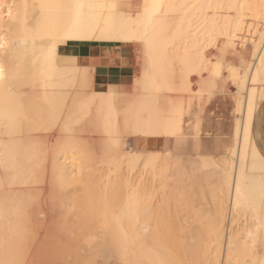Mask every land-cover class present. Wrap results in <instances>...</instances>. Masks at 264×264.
Returning a JSON list of instances; mask_svg holds the SVG:
<instances>
[{"label":"bare ground","instance_id":"6f19581e","mask_svg":"<svg viewBox=\"0 0 264 264\" xmlns=\"http://www.w3.org/2000/svg\"><path fill=\"white\" fill-rule=\"evenodd\" d=\"M263 125L264 0L1 1L0 264H264Z\"/></svg>","mask_w":264,"mask_h":264},{"label":"crops","instance_id":"0c3cea01","mask_svg":"<svg viewBox=\"0 0 264 264\" xmlns=\"http://www.w3.org/2000/svg\"><path fill=\"white\" fill-rule=\"evenodd\" d=\"M83 49L86 51H83ZM65 51L67 54L87 60L85 61L87 63H94L92 73L97 88L120 83L122 73L121 67H125L126 65L129 66V60L132 56L131 46L119 43H114L111 45H100L94 44L91 41H74L66 45ZM112 70H116L114 72L115 74ZM145 145L151 146L152 141H147ZM172 145L173 144L171 142L165 144L164 141H159L156 146L160 147V149H164L166 147L171 148L173 147ZM195 145L196 142H193V139H190L185 141L183 147L184 150L193 152L196 150ZM199 145H201V141L199 142Z\"/></svg>","mask_w":264,"mask_h":264},{"label":"rangeland","instance_id":"374dc122","mask_svg":"<svg viewBox=\"0 0 264 264\" xmlns=\"http://www.w3.org/2000/svg\"><path fill=\"white\" fill-rule=\"evenodd\" d=\"M1 1H3V0H0V2ZM7 1V0H6ZM5 0H4V2H6ZM9 1V0H8ZM4 6V5H3ZM2 9H3V7H1ZM131 48H132V56H131V59L129 60V70H130V77H131V79H132V77H134L136 74H137V72H138V70L136 71V68H135V66L137 67L138 65L137 64H135V61H134V58H135V56H136V47L134 46V45H132L131 46ZM135 48V49H134ZM134 61V62H133ZM133 66V67H132ZM133 68V69H132ZM137 69H138V67H137ZM135 71H136V73H135ZM133 74H135V75H133ZM194 74V73H193ZM95 89H97V87L95 88ZM227 105V104H226ZM226 122V121H225ZM264 126V125H263Z\"/></svg>","mask_w":264,"mask_h":264},{"label":"trees","instance_id":"16d2710c","mask_svg":"<svg viewBox=\"0 0 264 264\" xmlns=\"http://www.w3.org/2000/svg\"><path fill=\"white\" fill-rule=\"evenodd\" d=\"M92 43H94V44H101V45L103 43V45H108V43L110 44L111 42H92ZM111 44H114V43H111Z\"/></svg>","mask_w":264,"mask_h":264}]
</instances>
